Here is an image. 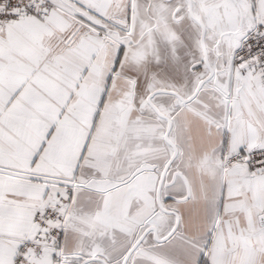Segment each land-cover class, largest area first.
I'll list each match as a JSON object with an SVG mask.
<instances>
[{"label": "snow or ice", "instance_id": "1", "mask_svg": "<svg viewBox=\"0 0 264 264\" xmlns=\"http://www.w3.org/2000/svg\"><path fill=\"white\" fill-rule=\"evenodd\" d=\"M0 264H264V0H0Z\"/></svg>", "mask_w": 264, "mask_h": 264}]
</instances>
